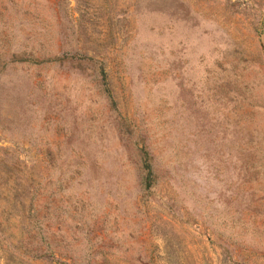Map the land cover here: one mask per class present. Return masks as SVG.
Wrapping results in <instances>:
<instances>
[{
	"label": "rangeland",
	"instance_id": "1",
	"mask_svg": "<svg viewBox=\"0 0 264 264\" xmlns=\"http://www.w3.org/2000/svg\"><path fill=\"white\" fill-rule=\"evenodd\" d=\"M0 264H264V0H0Z\"/></svg>",
	"mask_w": 264,
	"mask_h": 264
}]
</instances>
